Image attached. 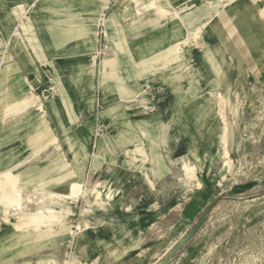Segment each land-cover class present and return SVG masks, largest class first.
Segmentation results:
<instances>
[{"label": "rangeland", "instance_id": "rangeland-1", "mask_svg": "<svg viewBox=\"0 0 264 264\" xmlns=\"http://www.w3.org/2000/svg\"><path fill=\"white\" fill-rule=\"evenodd\" d=\"M249 1L0 0V264H264V23L221 28Z\"/></svg>", "mask_w": 264, "mask_h": 264}, {"label": "bare ground", "instance_id": "bare-ground-1", "mask_svg": "<svg viewBox=\"0 0 264 264\" xmlns=\"http://www.w3.org/2000/svg\"><path fill=\"white\" fill-rule=\"evenodd\" d=\"M156 0H150L149 2V6H152V4L155 2ZM160 4V3H159ZM157 7L163 11H167L165 8L161 7L160 5H157ZM182 18V16H180V19ZM113 19V18H112ZM134 21V20H133ZM178 45V44H177ZM180 49V47L176 46L175 47V50H178ZM105 59V58H104ZM22 100L26 102V104H29V99H28V95L27 94H24L22 96ZM56 104V101L54 100L53 103H51V107L55 106ZM41 105H37V108H39ZM221 113V112H220ZM230 134H232V132H230ZM139 149L138 147H136V150ZM140 150V149H139ZM186 167V166H185ZM184 167V168H185ZM193 175V174H191ZM191 177V176H190ZM189 177V178H190ZM1 178L3 182H6L7 183V180L11 178V185L9 187H13L16 185V182H17V178H16V175L13 174L11 172V170H6L3 172V174H1ZM194 179V176L192 177ZM9 181V180H8ZM198 182V181H197ZM218 185H219V182L217 181ZM2 184V183H1ZM0 184V185H1ZM5 184V183H3ZM2 184V186H0V202L4 204V210L6 211L7 210V205L10 203V199L7 198V192H8V188L9 187H6ZM9 184V183H8ZM196 184V183H195ZM201 184V183H200ZM199 184V185H200ZM7 185V184H5ZM8 186V185H7ZM198 186V184H197ZM69 189H70V193H69V196L70 194H72L71 196H74L76 194H78L79 192L82 193L83 191V185L81 184V182H78V181H70L69 182ZM11 193V192H10ZM79 193V194H80ZM58 194V193H56ZM78 194V195H79ZM58 195H62V194H58ZM6 198V199H5ZM14 198V197H13ZM6 208V209H5ZM46 210H48L51 214V218H54L55 219V216H54V212H56V209L52 208V207H46L45 208ZM5 213V212H4ZM47 213V214H48ZM47 214L44 213L43 209L41 208H36L32 211H29V212H21V215L18 216V217H21L22 221H18L20 223V225L22 226H30V225H36L38 224L39 222H43L44 219H47L48 216ZM59 216V215H58ZM58 216H57V219H58ZM19 219V220H21ZM19 223L17 225H19ZM87 224H84V226H81L79 224L76 225V229L75 231L73 232V235H76L78 233H83L84 231H86L88 229V226H86ZM56 260L54 259L51 263H44V264H56Z\"/></svg>", "mask_w": 264, "mask_h": 264}, {"label": "crops", "instance_id": "crops-1", "mask_svg": "<svg viewBox=\"0 0 264 264\" xmlns=\"http://www.w3.org/2000/svg\"><path fill=\"white\" fill-rule=\"evenodd\" d=\"M247 3H249L250 6H251V14L250 15L244 16L243 11L241 13H239V14H235L236 12H234V11L231 10L227 14V16L224 18V20L222 21L221 28L223 29L222 25L224 26V22L232 19V22H230L229 25H231L233 23H236L237 24V27H238V30L240 31V34L246 35V34H248V33L251 32L250 30H248V28H250V26H251V22H262V23H264V20L262 19V14L264 12V0H251V1L247 2ZM254 3H259V6L258 7H254ZM236 8H241V6H237L234 9H236ZM241 10H242V8H241ZM212 35H214V37H216V39H217V35H215L214 32H213ZM255 36H256V34H255ZM85 40H86V38H85ZM214 41H217V40H214ZM214 41H212V42H214ZM221 45H223V44H221ZM223 52L226 53L225 54V57L229 58L227 52L226 51H223ZM229 60L230 59H228V61ZM51 103H53V101ZM41 107L42 106H40L39 108L41 109ZM36 118L41 121V119L43 117H36ZM70 181H77V180H70ZM69 182H68V185H67V187H68L67 193H63L62 195H59L60 197L67 198V196H69V193H70ZM78 182H80V181H78ZM78 201L79 200H76L74 202L69 203V205L73 206L74 211L73 212L71 211V213L68 214V216L66 217V219L69 218L70 216H74V214H75L74 212L78 208V203H79ZM64 215L65 214H62L61 216L60 215L58 216V213H54V216H55V219H54V218H51V214L48 213V216H50V217H48L47 219L57 220L59 222V226L62 227V226H64V224L62 223V220L61 219L64 217ZM57 216H58V219H57ZM60 217H61V219H60ZM40 224H42V222H39L38 224L33 225V226H38ZM75 229H76V226H75ZM75 229H70L68 231L69 236H70L69 242H72L74 240L75 236H76V235H73V232L75 231ZM57 261H58V258H57Z\"/></svg>", "mask_w": 264, "mask_h": 264}]
</instances>
